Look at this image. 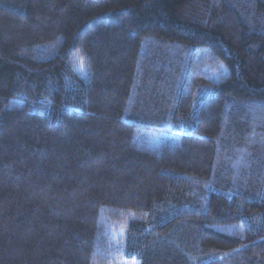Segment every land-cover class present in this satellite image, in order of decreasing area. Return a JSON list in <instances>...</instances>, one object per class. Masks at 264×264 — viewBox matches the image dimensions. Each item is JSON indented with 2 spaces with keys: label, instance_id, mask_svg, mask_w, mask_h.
Returning <instances> with one entry per match:
<instances>
[{
  "label": "trees",
  "instance_id": "1",
  "mask_svg": "<svg viewBox=\"0 0 264 264\" xmlns=\"http://www.w3.org/2000/svg\"><path fill=\"white\" fill-rule=\"evenodd\" d=\"M0 264H264V0H0Z\"/></svg>",
  "mask_w": 264,
  "mask_h": 264
},
{
  "label": "rangeland",
  "instance_id": "2",
  "mask_svg": "<svg viewBox=\"0 0 264 264\" xmlns=\"http://www.w3.org/2000/svg\"><path fill=\"white\" fill-rule=\"evenodd\" d=\"M170 53L172 54V52H170ZM77 72H78L79 74L82 73L80 69H78ZM178 90L188 91V87L185 86V85L182 83V81L180 80V82H179V84H178ZM191 91H192V90H191ZM205 97H207V96L205 95V96L203 97V99H202L203 101H204ZM200 101H201V100H200ZM155 139H156V140H160V137H159L158 135H155Z\"/></svg>",
  "mask_w": 264,
  "mask_h": 264
},
{
  "label": "snow or ice",
  "instance_id": "3",
  "mask_svg": "<svg viewBox=\"0 0 264 264\" xmlns=\"http://www.w3.org/2000/svg\"><path fill=\"white\" fill-rule=\"evenodd\" d=\"M78 66H79L81 72L83 73L84 70H85V68H86V63H85V60H84L83 57H80L79 58V64H78Z\"/></svg>",
  "mask_w": 264,
  "mask_h": 264
}]
</instances>
